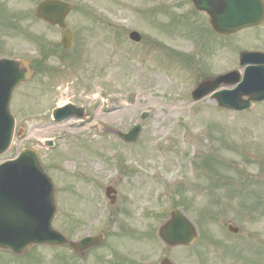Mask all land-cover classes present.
<instances>
[{
	"label": "rangeland",
	"instance_id": "obj_1",
	"mask_svg": "<svg viewBox=\"0 0 264 264\" xmlns=\"http://www.w3.org/2000/svg\"><path fill=\"white\" fill-rule=\"evenodd\" d=\"M38 1L0 0V55L30 60L51 52L13 92L10 110L24 132L0 162L37 150L57 192L55 228L73 234L74 207L77 218L88 213L77 230H103L102 249L113 244L124 264H159L165 251L174 264H264V102L236 112L209 96L190 98L202 76L236 68L239 49L264 48V33L209 34L206 16L183 0H66L73 38L63 49L59 29L36 19ZM60 101L84 106L88 117L52 121ZM94 122L121 132L140 123L141 131L126 144L110 132L99 136ZM47 139L53 147L43 145ZM106 186L116 191L112 204ZM177 204L198 238L167 248L156 232ZM228 222L237 234L227 232ZM61 254L67 249L34 247L22 257L0 251V264L35 257L71 264Z\"/></svg>",
	"mask_w": 264,
	"mask_h": 264
},
{
	"label": "water",
	"instance_id": "obj_2",
	"mask_svg": "<svg viewBox=\"0 0 264 264\" xmlns=\"http://www.w3.org/2000/svg\"><path fill=\"white\" fill-rule=\"evenodd\" d=\"M198 9L205 10L209 16L212 28L221 34H229L240 28L259 22L264 15L262 0H193ZM67 3L58 0H45L36 9V16L62 28V42L70 46L71 34L65 29L64 17L69 11ZM131 36L139 39L137 33ZM260 56V54H250ZM257 63L259 66L247 65L242 73L237 71L201 80L192 90L193 100L211 94L218 105L233 110H243L250 107L251 102L264 100V57L249 59L245 64ZM31 76L27 63L23 60H0V153L10 144L14 119L9 111V100L13 88L27 81ZM236 83L233 89L215 91L221 84ZM247 96L246 100L242 97ZM54 118H64L70 114L81 116L82 111L73 106H66L54 111ZM100 133L106 128L97 125ZM21 130L18 131V134ZM140 126L136 125L127 133L119 136L127 141L136 140ZM50 144V142H46ZM110 189H107V193ZM51 179L44 172L37 152L25 149L18 159L0 164V249L14 254H25L35 244L52 246L68 244L67 239L52 228L51 222L55 212ZM236 231V228L229 227ZM159 236L168 246L176 244H191L195 240V231L191 223L179 210L171 212L170 219L158 231ZM100 236L86 237L75 245L77 250H84L99 244ZM71 244V243H70ZM161 264H172L163 259Z\"/></svg>",
	"mask_w": 264,
	"mask_h": 264
},
{
	"label": "flooded vegetation",
	"instance_id": "obj_3",
	"mask_svg": "<svg viewBox=\"0 0 264 264\" xmlns=\"http://www.w3.org/2000/svg\"><path fill=\"white\" fill-rule=\"evenodd\" d=\"M183 1L185 3L189 4V6H190L189 10L190 11H199L194 7V3L192 0H183ZM0 11H6V10L4 8H2V9H0ZM245 30L246 31H253V32L255 30L256 34H254L255 35L254 39H259L262 35L261 31L264 33V20L261 24L255 26V27L247 28ZM236 34L237 33L233 34L231 37L235 36ZM258 48L259 47H255V49H258ZM262 49H264V48H262ZM250 50H254V48H252ZM104 195L106 197L105 192H104ZM113 195H114V199H113V202H114L115 198H116V191L115 190L113 191ZM113 195H112V197H113ZM72 201L75 202V200H72ZM96 202H98V200ZM76 211L77 210L74 207H71V210H70V223L71 224H69L70 225L69 231L73 232V234L71 233L72 235L68 236L71 241H78L87 235L93 234L89 230L86 232H81V233H80V231L77 230L78 227H85L86 224H84V222L86 220L88 213H87V211L83 210L82 216H79V218H77L76 216L78 215L77 214L78 212H76ZM74 212H76V213H74ZM80 223H82V224H80ZM87 224H89V223L87 222ZM100 231H102V230H99L98 232H100ZM105 235L106 234L104 232L103 242L99 246L88 248V249H86L84 251H80V252H77L76 250L71 249L69 246H63L62 248L67 249L68 254H63V255L61 254V255L64 258H68L69 259L68 262H71V264H108V263H110V264H124V261H125L124 258L116 250L111 249V246H113V244L109 245L108 248L106 247V248L102 249V247L106 243ZM97 250H103L105 252L106 251H108V252L112 251V252H109V254H104V253H102L103 251H101V253H100V251H99V253H96L95 251H97ZM113 251H114V253H113ZM114 255H115V258L117 259V261L112 262L111 258ZM38 258L39 257L34 258L35 260H37L35 262H38ZM35 262L33 264H38ZM66 262H67V260H66Z\"/></svg>",
	"mask_w": 264,
	"mask_h": 264
},
{
	"label": "bare ground",
	"instance_id": "obj_4",
	"mask_svg": "<svg viewBox=\"0 0 264 264\" xmlns=\"http://www.w3.org/2000/svg\"><path fill=\"white\" fill-rule=\"evenodd\" d=\"M59 103H61V101Z\"/></svg>",
	"mask_w": 264,
	"mask_h": 264
}]
</instances>
